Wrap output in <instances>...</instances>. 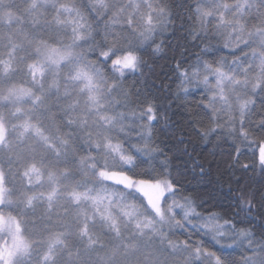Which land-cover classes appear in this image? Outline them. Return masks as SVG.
<instances>
[{"label":"snow or ice","instance_id":"6c2138e0","mask_svg":"<svg viewBox=\"0 0 264 264\" xmlns=\"http://www.w3.org/2000/svg\"><path fill=\"white\" fill-rule=\"evenodd\" d=\"M178 32L169 144L137 85ZM193 136L264 177V0H0V264H264V183L209 204Z\"/></svg>","mask_w":264,"mask_h":264},{"label":"trees","instance_id":"16d2710c","mask_svg":"<svg viewBox=\"0 0 264 264\" xmlns=\"http://www.w3.org/2000/svg\"><path fill=\"white\" fill-rule=\"evenodd\" d=\"M178 43H183L182 33H177L175 36L168 35L166 38V43L164 46V51L153 61L150 63L153 65V72L148 76L147 84L137 85L142 88H149L151 91L159 98V103L161 105V111H167L168 116L170 118V125L168 128H164L161 123L157 127L159 128V136L161 140L171 144L173 143L170 140V137L173 134V129H176V134H179V127H186L185 121L188 119L187 113L184 111L182 107H178L176 103H172L169 108V100H171V95L169 88H165L163 86H170L171 91L175 90V84L173 83V72L175 68V59H173L174 54L177 52L176 45ZM215 43V42H214ZM147 72V70H145ZM136 77L129 76V83H131ZM199 93H195L188 97V101L190 102V107H194L195 102L199 101ZM193 147L195 148V153L197 159L205 160L210 162L211 173L208 177L204 178V181L197 184V180L199 178H194L191 172L188 173L186 177V182H191L193 186L197 187V190L201 193V195L208 199L209 196L214 197L213 200H209V204L215 202L217 205L223 206L225 210L228 209V205L230 201L227 199L228 196V185L229 182H234L235 178H239L241 184H249L252 187H260L262 183H264V177H261L259 171L253 173L251 169L248 172H241L236 170L233 176V180L229 181L228 177L230 175V171L224 172V183L223 190H221V185L217 183L218 174H217V166L219 165L220 169H226V160L229 152V144L221 143L219 147H214V144L203 143L198 140L195 136H193ZM253 148H248L244 155L241 156V163H251L252 160V152ZM189 151H192V148H189ZM215 151V156L211 153ZM171 155V153H169ZM177 159L174 163L182 164V162L186 159V157L181 156L179 153L177 154ZM189 162V168H190ZM206 167L209 165L206 164ZM197 171H199L197 169ZM236 209L233 207L231 211H235Z\"/></svg>","mask_w":264,"mask_h":264}]
</instances>
